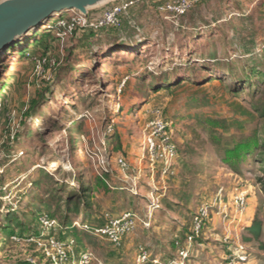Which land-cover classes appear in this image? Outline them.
Here are the masks:
<instances>
[{"label":"rangeland","instance_id":"obj_1","mask_svg":"<svg viewBox=\"0 0 264 264\" xmlns=\"http://www.w3.org/2000/svg\"><path fill=\"white\" fill-rule=\"evenodd\" d=\"M129 1L118 25L89 27L106 8ZM164 1L113 0L85 17L54 16L36 30L41 45L28 44L34 57L49 58L40 69L26 54L0 57V264H48L39 247L47 237L91 250L92 264H137L139 247L161 262L178 260L173 240L185 238L201 207L207 217L184 264H264L256 153L224 161L226 150L264 124V75L251 74L264 73V0H197L180 19L158 13ZM166 76L174 86L154 90V79ZM157 110L177 150L169 168L146 151ZM67 199L71 211L79 202L80 215L66 210ZM8 212L25 231L6 235ZM125 212L148 227L139 222L117 249L74 226L79 216L96 227L104 215ZM40 213L66 228H42ZM254 219L260 237L244 241Z\"/></svg>","mask_w":264,"mask_h":264},{"label":"built area","instance_id":"obj_2","mask_svg":"<svg viewBox=\"0 0 264 264\" xmlns=\"http://www.w3.org/2000/svg\"><path fill=\"white\" fill-rule=\"evenodd\" d=\"M4 1V0H0ZM197 3V0H166L159 4L156 8L160 15L177 19L180 16L186 14ZM133 2H123L116 5H112L106 8L102 16L94 24H90L89 27H103V26H116L120 23L121 16L130 8ZM60 19V18H59ZM82 24L86 23L85 19H80ZM59 27H63L67 22L60 21ZM72 26V27H70ZM74 24L70 23L68 26L69 32L73 30ZM35 67L40 69L47 65L48 60L45 58L34 59ZM2 112V103L0 101V119ZM148 138L145 140L146 151L151 161H160L165 168H169L173 160L176 157L177 150L175 144L171 138V131L168 124L162 119L160 112L154 111L153 117L148 124ZM117 164L121 167H125V163L121 160H117ZM245 203L242 197H236L233 202V208L236 216H240L244 209ZM207 217V212L204 207H201L196 217L194 218L190 233L187 235L184 245L178 249V260H171L169 264H184L190 256L192 242L199 237L202 224ZM105 224L101 227H91L88 224H82L74 222V226L78 229L92 233L101 238H105L113 247H119L123 238L133 233L139 222L143 223L145 227H148V222H142L137 214L134 212H125L119 216L111 217L104 215ZM44 229H54L58 227V222L47 216H42L39 219ZM73 241L70 240L67 243H63L56 240L53 237H47L43 244H40V251L45 261L49 264H92L96 259L94 253L86 249L79 254L71 249ZM241 259V257H238ZM150 261V256L147 251L139 247L137 264H146ZM153 264H157V260L151 261ZM240 261H236L237 264Z\"/></svg>","mask_w":264,"mask_h":264},{"label":"trees","instance_id":"obj_3","mask_svg":"<svg viewBox=\"0 0 264 264\" xmlns=\"http://www.w3.org/2000/svg\"><path fill=\"white\" fill-rule=\"evenodd\" d=\"M186 14H184L183 16L178 17L177 19L183 18L184 16H186ZM37 29H34V30L30 31L28 34H26L21 40L17 41L15 45L10 47L5 53H8L10 51H15L16 55H18V56H24L26 54L29 57H31V56L34 57L32 55V53L28 52L29 51L28 50L29 49V45L28 44H29L30 41H34V44L41 45V43H42L41 40H37L36 39V37L40 33L39 31H36ZM122 45H125V44H122ZM47 57L48 56H46V55H40L38 57H34V59L45 58L46 60H48L49 58H47ZM190 73H191V71L188 70V75H190ZM251 74H255L256 77L264 75V73H261V72L257 73V72H254V71H252ZM213 79H218L219 80V78H217V77H215ZM173 81H174V76H166V77H164V79H161V80H158L156 78L153 81V85H154L153 89L156 90V91L158 89H166V90H168V89H170V88H172L174 86L175 83ZM187 81L191 82V78H189V80H187ZM240 82H242L244 86L252 85V81L250 80L249 76H243V78L240 79ZM235 93H237V92H235ZM2 96H3V94H2V92H0V101L2 100ZM258 113H259L260 117H262L264 119V109H262ZM226 152H227V156L224 158V161L227 162V163H229V161H231L234 158H239V157L241 158V157H243L245 155H250V154L253 155L254 153H256L254 155V157H255L254 160H255V162L257 163V165L259 166V168L261 169V172H262V178H258L257 181H258L259 184H261L262 190L264 191V124L262 125V127L260 129H257L254 132L253 136L249 140H247L245 142L238 143L237 146L232 148V150H226ZM81 201H82V205H84V203H85L84 199L83 200L81 199ZM65 204H66V210L69 211V212H72L74 214V216H77V215L81 214V211L78 210L79 202H78V204H75V207H74V209L72 211L69 209V204H70L69 199L66 200ZM196 215H197V213H196ZM42 216H47V215L44 214V213L37 214V222H38V224L41 227H42V225H41L39 219ZM47 217H49V216H47ZM65 217H64V219H65ZM79 217L80 218L78 219L77 222L82 223V224H87L86 223V218L84 216H79ZM49 218L54 219V220H56L58 222V227L57 228H64L65 227V222H61V220H59V219L57 220L54 217H49ZM102 220H103V225H104L105 224L104 216L102 217ZM4 222H5V225L3 226V231H6V235H8V236L13 235L12 234L13 231L10 230L12 227H17L22 232L25 231V229H26L25 224L20 222V218L14 217L11 212H8L4 216ZM191 225H190L189 229L187 230L188 232L186 233L185 238H183L182 241L178 240V238L173 240V244L172 245H174V248H175L176 252H178V249L181 248L184 245L185 239H186L187 235L190 233ZM96 227H101V226H96ZM261 230H262V223L260 221H258L257 219H254L251 224H249L247 227H245V231L250 235V238H244L243 240L244 241H250V240L257 241L259 239V237H260ZM81 231H83V230H81ZM83 233L87 234L88 232L83 231ZM197 239L198 238H196L192 242V244L195 243L197 241ZM70 240L71 239L68 238L66 241H63V243H67ZM73 243H74V241H73ZM114 248L117 249V247H114ZM84 250H86V249L79 250V251H74V252H75V254H79L80 252H82ZM149 256H150V261L148 263H146V264H153L151 262L152 260H157V262H158L157 264H169V262L171 261V259H169V260H166L164 262H161V259H159L158 257L154 256V258H153V256H151V255H149ZM173 257H174V254H173Z\"/></svg>","mask_w":264,"mask_h":264},{"label":"water","instance_id":"obj_4","mask_svg":"<svg viewBox=\"0 0 264 264\" xmlns=\"http://www.w3.org/2000/svg\"><path fill=\"white\" fill-rule=\"evenodd\" d=\"M113 0H4L0 2V57L18 39L54 16L76 11L85 17L98 4Z\"/></svg>","mask_w":264,"mask_h":264},{"label":"bare ground","instance_id":"obj_5","mask_svg":"<svg viewBox=\"0 0 264 264\" xmlns=\"http://www.w3.org/2000/svg\"><path fill=\"white\" fill-rule=\"evenodd\" d=\"M66 12H69V11H66Z\"/></svg>","mask_w":264,"mask_h":264}]
</instances>
